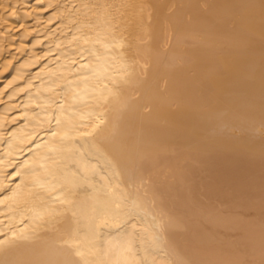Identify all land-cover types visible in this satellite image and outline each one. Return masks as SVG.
<instances>
[{
	"label": "bare ground",
	"instance_id": "obj_1",
	"mask_svg": "<svg viewBox=\"0 0 264 264\" xmlns=\"http://www.w3.org/2000/svg\"><path fill=\"white\" fill-rule=\"evenodd\" d=\"M90 9L2 90L0 264H264V0Z\"/></svg>",
	"mask_w": 264,
	"mask_h": 264
},
{
	"label": "rangeland",
	"instance_id": "obj_2",
	"mask_svg": "<svg viewBox=\"0 0 264 264\" xmlns=\"http://www.w3.org/2000/svg\"><path fill=\"white\" fill-rule=\"evenodd\" d=\"M97 1L0 0V117L5 114L9 107L19 106L20 100L14 101L11 97L17 89L24 88L21 87L20 82H17L3 93L2 90L7 79H15L20 66L30 58L33 59V55L34 59L39 58L38 61H41L39 64L55 60L56 57L51 56L52 50L48 47H52L61 39H70L76 30L74 23L67 22L69 23L67 24L63 19L68 16V19L71 17L70 20L76 22L83 16L87 17V14L91 13L90 8L95 6ZM85 12L89 13L86 14ZM114 12L115 10H112V13ZM52 15H55V19L49 22L48 18ZM39 46L41 47L39 48ZM39 64L29 74V78L37 72ZM12 112L11 115L9 114V118L12 120L8 118V122L7 119L10 124L13 118L17 116V113L12 115ZM10 182L12 184V181L7 182V187L5 184L8 189V186H11ZM6 188L3 191L0 190V197Z\"/></svg>",
	"mask_w": 264,
	"mask_h": 264
}]
</instances>
